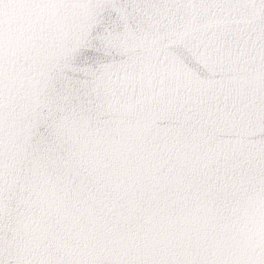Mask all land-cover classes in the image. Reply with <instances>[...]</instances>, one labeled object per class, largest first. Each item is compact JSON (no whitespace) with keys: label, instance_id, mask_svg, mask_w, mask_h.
Masks as SVG:
<instances>
[{"label":"water","instance_id":"95a60500","mask_svg":"<svg viewBox=\"0 0 264 264\" xmlns=\"http://www.w3.org/2000/svg\"><path fill=\"white\" fill-rule=\"evenodd\" d=\"M0 264H264V0H0Z\"/></svg>","mask_w":264,"mask_h":264}]
</instances>
